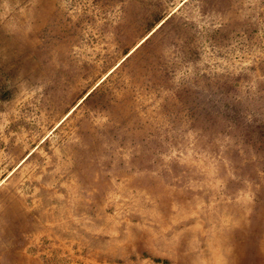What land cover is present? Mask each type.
<instances>
[{
	"label": "rangeland",
	"instance_id": "obj_1",
	"mask_svg": "<svg viewBox=\"0 0 264 264\" xmlns=\"http://www.w3.org/2000/svg\"><path fill=\"white\" fill-rule=\"evenodd\" d=\"M0 264H264V0H0Z\"/></svg>",
	"mask_w": 264,
	"mask_h": 264
}]
</instances>
